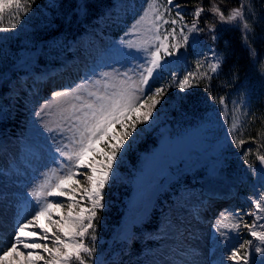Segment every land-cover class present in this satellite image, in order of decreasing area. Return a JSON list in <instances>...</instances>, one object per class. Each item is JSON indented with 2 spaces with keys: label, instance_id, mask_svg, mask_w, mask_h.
Instances as JSON below:
<instances>
[{
  "label": "trees",
  "instance_id": "obj_1",
  "mask_svg": "<svg viewBox=\"0 0 264 264\" xmlns=\"http://www.w3.org/2000/svg\"><path fill=\"white\" fill-rule=\"evenodd\" d=\"M116 1L31 0L27 15L21 12L17 19V13L14 11L0 19V27L10 23H16L20 27L31 26L26 34H21L14 40L12 38L7 43L0 44V97H5L4 107H0V136L11 135L17 140L24 139L25 144L27 141L33 143L32 139L34 138V131L31 128L34 112L32 94L23 89H20V93L17 95L11 94L12 71L25 75L27 71L34 69L40 73L46 63L56 65L59 51L63 48L68 49L93 25L103 23L108 29V33L117 35L122 27L117 22L118 11L114 16L108 15L109 9ZM240 2L249 5L254 12L249 20L252 31L248 35L247 41L242 25L236 27L219 23L218 17H214L209 12V0H173V6H169L167 12L169 17L167 20L168 34L173 27L177 30L175 37H169V43H173V40L180 36L181 27L188 28L191 24L193 11L197 5L205 9L198 21L199 26L205 30L198 34L196 38L198 41L195 45L191 46L190 44L189 59L194 66L193 72L196 73V79L192 80L193 87L187 89L182 102L177 106V111L167 117L163 122V127L177 132V128L182 131L192 128L194 131L196 128L208 125L205 135L208 145L213 146L218 139L224 136V130L232 121L231 119H236L241 126L236 139L245 140L242 146H236L242 152V164L256 165L260 162L257 155H264V123L261 122V118L264 117V20L261 19V0H240ZM211 3L220 6L225 15H228L231 9L238 7V0H211ZM176 4L181 7H174ZM177 11L181 12L183 20L175 15ZM174 19L177 21L175 25L171 23ZM4 20L6 21L4 22ZM211 26H215V40L212 38V33L208 31ZM249 46L254 50V55ZM213 53L221 60V70L215 74L208 69V64L216 62ZM197 62L203 67L197 69ZM66 68H68L67 71L59 66L52 71L51 76L46 77V81L49 84L56 81L61 82L64 77H71V70L74 71L77 68L86 70V68L89 69V65L86 62L74 60ZM206 71L213 77L212 80L200 79V75ZM26 80L28 83L34 82L35 77L29 75L26 76ZM220 98L225 100L226 111H224L223 105L216 102ZM233 101L236 103L233 104ZM148 123L149 121L146 124L137 125L136 129L140 131L139 138L134 142V145L126 147L127 150L123 152V158L118 163L119 166H116L115 175L104 189L103 203L105 207L98 212L97 219L93 221L94 227L89 229L90 234H95L96 241L94 256L91 259L85 256L87 264L144 263L140 248L135 243L128 248L111 253L107 250L105 240L113 237L112 234L115 232L116 226H122L124 221L123 197L120 198L119 194L125 195V191L128 193L130 191L127 186H123L122 182H126V179L136 173H142V171H138L139 169L147 173L150 168L141 157L147 153L151 146L157 145L161 133L157 131L160 125L151 129L149 127L146 130ZM116 127L119 128V125ZM208 162L206 160L204 165L206 166ZM238 163L240 164V162ZM142 164L143 166L140 168ZM87 171L90 170H82L77 179L81 185L85 183L82 174ZM183 180L186 182L184 185H189L197 183L200 177L197 173L188 171ZM171 185L175 191L178 186L177 182H172ZM79 191L81 192V190ZM244 191L251 192L247 187L244 188ZM165 197L169 202L173 199L170 195ZM74 201H79V204H90L80 197L67 196L63 204L65 209ZM241 204L240 208L243 212L250 211L249 214H245L248 221L244 223V235L247 236V242L251 240L254 244L256 240L250 235V228L245 225L250 226L249 222L254 218L255 206L248 200ZM82 239L86 246H92L90 235H86ZM252 247L254 246L252 245ZM244 249L247 252L250 250L248 243ZM240 263L243 264V260Z\"/></svg>",
  "mask_w": 264,
  "mask_h": 264
},
{
  "label": "rangeland",
  "instance_id": "obj_2",
  "mask_svg": "<svg viewBox=\"0 0 264 264\" xmlns=\"http://www.w3.org/2000/svg\"><path fill=\"white\" fill-rule=\"evenodd\" d=\"M128 4L129 0H117L112 8L120 11L124 17V7ZM152 4L158 6L161 13H163L162 20L156 22L159 26V32H162L163 28L161 27L164 25V16L167 14L164 12V9L169 8L166 0H140L139 8L137 9L134 18L128 20L126 25L123 26L124 30H122L121 37L115 39L112 37L111 33L104 32L106 30L103 26L97 25L87 36L85 35L86 37L82 36L79 44H74L70 52L64 48L61 49L58 58L63 64H67L73 59H81L84 61L90 59L91 61H94L95 56L98 53H101L102 50H107V54L112 56L113 60L111 63L114 62V66H108L101 69L100 73H97V71L91 67L88 72V80L85 82L84 86L95 91L97 88L92 86V81L95 80V77L100 81L102 88L105 86L106 82H138L141 67L145 65L146 60L150 58L149 53L142 49L148 48V46L151 45L154 50L158 41L153 39L156 31L153 30L150 32L148 30L152 27L151 15L146 20L137 23L141 15H143L145 10ZM130 8H133L132 4L130 5ZM14 11L15 10L6 12L3 15V18L12 14ZM5 21L6 20H4V22ZM11 24L12 23L4 24L2 27L11 28ZM190 27L191 24L188 28ZM30 29V25H25L23 27L17 25V28L14 30L0 32V44L7 43L12 38L14 40L19 35L26 34ZM88 39H94V48L89 45L87 42ZM179 39L180 37L176 38L174 43ZM195 43H197V40ZM188 51V48H181V54L179 56H170L168 63L166 64L167 68L165 69L164 74H162V77L157 78L151 84L153 88L165 86V92L161 97V102L153 110V116L149 120L147 128H145L148 130L149 127L151 129L152 127L156 128L159 125L162 126V128H159V126L157 130L158 133H161V138L156 146H151L147 153L141 157L143 162L150 167L149 171L153 170L150 178L154 177L155 184L152 186L146 185V183H148V181H146L148 175H141V179L132 175L131 181L132 183L134 182L133 192L136 189L137 191L146 189L149 197L148 202L151 204V201L154 200L155 195L159 191L160 185H158L156 179L159 182H164L168 179L167 175L160 174L158 176L157 172L167 170L170 179L176 174L179 176V171L183 164H185L188 169L199 168L201 171L205 169V172L201 175V189L206 190L207 193H211L213 190H219L222 197L220 201L214 202L213 208H211L207 207L208 202L206 203L205 200L201 198V194L203 193H199L196 189L188 190L185 193V195H187L186 199L188 200V205L186 208L180 210L178 215L186 220V229H188L186 232H188L189 235L179 242L180 238L179 235H177L178 231L173 225L174 209H171L167 215L168 221L167 227L165 228L166 235L164 239L159 242L156 249L147 256V263L239 264L245 256L244 248L247 244L246 237L243 236V240L241 239L242 235L240 227L238 230L222 228L220 232H217L216 228L219 227V221L229 215L239 218L241 226L242 222L245 220V215L242 211L238 212L233 208L234 205H231L232 200L229 199L228 196L232 194L233 190L241 189L244 181H249L251 182L250 186L253 193L248 196L244 193L241 194L243 198L245 197L252 200L254 202L253 205H255L254 218L249 222V225H255V230L257 231H264V227H262L264 226V212H261L260 209L256 207L258 201L264 206V171H261L264 165H261V163L258 165L242 164V153L236 147V144L232 139L233 134L237 136L241 130L239 121L230 122L225 136L221 141H218L217 143L213 142L215 144H213L214 146H209L208 140L206 139L205 133L208 130V125L196 128L194 131L191 128L190 131L178 130L177 132H172L170 129L163 127V122L172 112L177 111V106L182 102L187 91L175 87L176 81L173 80V76L178 80L190 69L189 66L184 68ZM47 68L48 67H45V69ZM106 73L107 75H105ZM125 73L127 75H125ZM79 75L80 73L75 74V76ZM86 75L87 74L84 76L85 78L87 77ZM24 85L25 84L20 77L15 78L13 83V88L15 90H17L18 87H25ZM96 85L98 86V84ZM169 85L171 86L169 87ZM30 89L33 90L34 87L30 86ZM64 90L66 89L64 88L60 91ZM82 94L86 95V92ZM53 97L54 94L49 97H44L41 93H36L35 101L38 105V110L46 103L51 104ZM140 111V114H142L144 109H141ZM233 122L237 125L235 133L229 132V129L232 128ZM60 125L63 126L65 133H70L67 130L70 127V122L61 120L58 107L55 104H51V106L48 109H45V112L40 116L35 115L32 122V128L34 131V138L32 140L39 145L40 142L50 140L51 136L48 134L47 128L50 127L58 130ZM55 132H53L52 135H56ZM139 136L140 131L136 129V132L133 133V137H130L129 141L126 142V147L128 145H134V142ZM10 140V138H4L0 141V150H3L0 159V238H2L3 241H10L12 238L13 226L15 225V219L18 217L17 207L20 199L27 191L37 184L43 173L41 163L42 156L40 153H38L40 156L35 159L24 157L23 149ZM54 143L57 142L54 141ZM231 144L234 145L230 148L229 146ZM234 157L239 159L234 160ZM206 160L209 162L205 166L204 164L206 163ZM119 161L120 160H118V163ZM237 161L240 162L242 166ZM217 164H220V168L214 172H210V166L212 165L211 167H213ZM116 166L119 165L117 164ZM137 167L139 168L138 165ZM79 170L81 169L76 171ZM138 171L140 172L141 169ZM156 176L158 177L156 178ZM71 183L72 181H69L66 185L70 186ZM77 192H79V190L75 191L73 195L77 198L80 197V199L88 203L87 199L83 197V193ZM63 198L64 197L60 199L63 200ZM238 203L239 201H237V205ZM80 207L87 210L91 206L80 204ZM197 209L198 211H196ZM31 211L32 210H29L30 217ZM67 211L68 207L66 209H64V207L59 209L53 208L50 216H45L39 220V227H30L29 231H35L37 233L36 237H34V241L46 244L49 248H54L52 246L54 245L55 237L58 234L62 235V232L58 229V226H53L52 221L59 220L62 216H66ZM77 211L78 209H73L72 215L75 216ZM131 221V217L127 216L126 224H123V227H128ZM45 230L47 231V239L44 238ZM221 233H224V235H221ZM257 244L258 241H256L255 245ZM237 249L239 250L238 255L241 259L236 261L229 260L228 257ZM28 251L38 252L41 256L45 257V259H50L49 253L44 252L42 248L35 250L29 249ZM246 252L247 251H245V253ZM171 255H173V257ZM251 255L250 262L251 260L259 262L261 259H264V257H261L260 254L255 252ZM20 261H24L23 256L20 257ZM38 264H44V261L39 260Z\"/></svg>",
  "mask_w": 264,
  "mask_h": 264
},
{
  "label": "snow or ice",
  "instance_id": "obj_3",
  "mask_svg": "<svg viewBox=\"0 0 264 264\" xmlns=\"http://www.w3.org/2000/svg\"><path fill=\"white\" fill-rule=\"evenodd\" d=\"M166 2L169 6H173V0H166ZM209 2V12L214 17H218L219 23L236 27L242 25L243 34L247 41L248 35L252 31L249 20L254 15L251 7L238 0V7L231 9L229 14L225 15L224 10L220 6L212 4L211 0ZM30 4L31 0H0V19L3 18L6 12L11 10H15L17 19H19L21 12L27 15L28 10H30ZM174 7L180 8L181 6L176 4ZM168 11V8L164 9L165 13ZM204 12L205 9L203 7L198 5L195 7L191 27H181L180 39L175 43H166L170 36L175 37L177 32L175 27L163 39L159 35L153 36L154 40H159L160 42L156 44L154 50L151 45L142 49L149 53L150 58L141 67L138 82H106L103 88H97L95 91L81 85L54 93L51 104H55L58 107L61 120L70 122V127L67 130L71 133V150L58 149L60 155L64 157L67 163H61L63 174L58 173L56 169H52L50 174L46 175L39 184L32 187L20 199L17 207L18 219L11 240L3 241L0 238V264H38L39 260H43L44 264H74V262L76 264H87L85 256L89 259L94 256L96 236L95 234H90L89 229L94 227L93 220L97 219L98 212L105 207L103 203L104 189L114 175L118 160L123 158V152L127 150L126 142L129 141L130 137H133L138 124H146L153 116V110L160 104L161 97L165 92V86L153 88L150 81L162 77V71L168 63L165 59L166 57L179 56L181 48L190 47V40L192 44H195L198 34L205 30L198 24ZM150 15L152 16V27L148 30L150 32L155 30L158 33L159 26L156 22L162 20L163 13L155 4L150 5L145 10L137 23L146 20ZM175 15L180 20L184 19L180 11H177ZM261 19L264 20V0H261ZM163 22L168 23V21ZM171 23L175 25L177 21L174 19ZM16 28L17 24L12 23L11 28L0 27V32L11 31ZM185 31L188 34H184ZM208 31L212 33V38L215 40V26L209 27ZM249 49L254 55V50L250 46ZM213 56L216 62L208 64V69L215 74L221 70V60L215 53H213ZM201 67L203 65L197 62L196 68L199 69ZM125 75L127 74L125 73ZM194 79H196V73L194 72H187L178 80L173 76V80L176 81L175 87L185 91L193 87L192 80ZM200 79L212 80L213 77L206 71L200 75ZM95 84H100V81H96ZM85 92L86 95H83L82 93ZM216 102L225 108L227 107L224 98H220ZM235 103L233 101V104ZM51 104L42 105L35 115L40 116ZM141 109H144L142 114H140ZM132 117H135V119H132ZM261 122L264 123V117L261 118ZM117 125H119V128L116 127ZM236 128L237 125L233 122L229 132L235 133ZM47 130L49 132L57 131V129L50 127ZM59 130L63 131L62 125L59 126ZM232 139L237 147L245 143L243 139H236L235 134H233ZM65 147L68 146L66 145ZM257 159L261 165H264V155H257ZM78 169L90 170L82 174L85 180L83 185L76 179V170ZM261 171H264V169ZM74 180L76 181L75 189L65 188L69 181ZM77 190L82 191L83 197L90 202L91 207L85 210L80 207L79 201H74L69 205L66 216L52 221L53 226H58V229L62 232V235H56L54 248H49L46 244L32 240L37 233L28 231V229L33 226L39 227V220L42 217L50 216L53 208L59 209L63 207V200L57 199L53 201L49 197L62 198L72 195ZM256 207L261 212H264V206H262L261 202L258 201ZM73 209H78L75 216L72 215ZM29 210H32L31 219H25ZM245 226L250 228V235L258 241V244L254 247H252L253 241L249 240L247 242L250 250L245 253L242 259L243 264H250L252 252L264 257V231L255 230V225ZM239 227V218L229 215L219 221V227L216 228V231L220 232L222 228L238 230ZM86 235H90L92 246L84 244L82 238ZM221 235H224V233H221ZM44 238H48L46 230ZM29 240H32V242L29 243ZM41 248L44 252L49 253L50 259H45L38 252L28 251L29 249ZM238 253V249L233 251L228 259L233 261L241 259ZM21 256L24 257L23 262L20 261ZM252 264H264V259L259 262L252 261Z\"/></svg>",
  "mask_w": 264,
  "mask_h": 264
},
{
  "label": "water",
  "instance_id": "obj_4",
  "mask_svg": "<svg viewBox=\"0 0 264 264\" xmlns=\"http://www.w3.org/2000/svg\"><path fill=\"white\" fill-rule=\"evenodd\" d=\"M219 165H216L212 171L218 170ZM143 201H144V194L143 193H138L135 195L132 205H131V210L135 214L137 211H139L142 206H143Z\"/></svg>",
  "mask_w": 264,
  "mask_h": 264
}]
</instances>
